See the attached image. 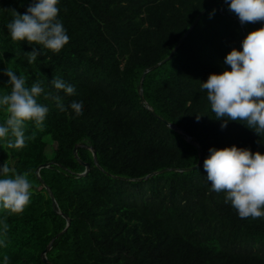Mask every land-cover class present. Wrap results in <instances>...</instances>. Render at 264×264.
Masks as SVG:
<instances>
[{"label":"trees","instance_id":"1","mask_svg":"<svg viewBox=\"0 0 264 264\" xmlns=\"http://www.w3.org/2000/svg\"><path fill=\"white\" fill-rule=\"evenodd\" d=\"M31 3L0 0V95L11 92L4 75L10 67L27 87L41 83L37 99L49 108L41 126L26 122L23 148L0 141V166L7 162L33 185L22 213L0 206V264H46L43 252L67 227L59 212L71 224L46 254L50 264H264V217L240 218L225 192L211 190L203 167L211 148L264 154V136L243 121L222 129L201 89L211 74L230 70L226 56L242 51L246 36L264 22L241 24L225 0H60L58 18L70 41L57 54L11 39L6 25ZM213 6L222 11L203 15L173 58L143 83L146 102L180 133L141 102L142 76ZM33 47L41 55L30 64L25 53ZM54 78L75 93L56 90ZM48 94L60 96L65 111ZM73 102H83L81 115ZM6 118L0 109V125ZM187 135L201 146L203 161L180 172L199 163ZM80 161L90 166L84 176ZM47 163L40 176L56 206L36 174ZM164 169L170 171L140 180Z\"/></svg>","mask_w":264,"mask_h":264},{"label":"clouds","instance_id":"2","mask_svg":"<svg viewBox=\"0 0 264 264\" xmlns=\"http://www.w3.org/2000/svg\"><path fill=\"white\" fill-rule=\"evenodd\" d=\"M59 3L60 0H32L25 14L15 11L13 20L6 25L11 39L40 45L59 54L70 41L58 18ZM225 3L241 24L264 22V0H225ZM25 54L31 64L41 55V50L33 47ZM224 62L230 70L213 73L201 84L215 119L224 121L222 129L228 121H243L264 136V27L250 32L242 42V51L234 48ZM4 75L10 78L12 89L10 94L0 95V109L7 114L5 123L0 125V141L8 148H23L26 122H35L39 127L48 115L49 108L37 99L44 88L40 82L27 87L25 79L10 67ZM51 82L56 90L67 95L75 93V87L62 79L54 78ZM44 98L55 100L60 111H65L60 96L48 94ZM83 108V102L71 104L77 116ZM209 152L203 167L211 190L225 192L226 202H231L240 218L264 217V154L236 146L211 148ZM0 177H3L0 178V206L12 213H22L33 195V185L27 175L16 174L5 162L0 166ZM4 259L6 262L8 258Z\"/></svg>","mask_w":264,"mask_h":264},{"label":"water","instance_id":"3","mask_svg":"<svg viewBox=\"0 0 264 264\" xmlns=\"http://www.w3.org/2000/svg\"><path fill=\"white\" fill-rule=\"evenodd\" d=\"M211 9H216L218 11H222V7H217V6H213V7H207L205 8L199 15L198 17L196 18V20L194 21V23L190 26V28L185 32V34L182 36V38L179 40L178 44L176 45V47L174 48V50L171 52L170 56L168 58H166L164 61H162L161 63L149 68V69H146L144 71V74L142 76V80H141V84H140V99H141V102L145 105L146 109L149 110L154 116H156V118L158 120H160L161 122H163L164 124H166L169 128H171L172 130H175L177 132H180V133H184L182 129H180L178 126L174 125V124H171L169 122H167L166 120H164L163 118H161L160 116H158L155 111L149 106V104L146 102L145 100V97H144V91H143V83H144V80L147 76L148 73L156 70L157 68H159L162 64L166 63L167 61L171 60V58H173V56L175 55V53L177 52V50L179 49V47L181 46V44L184 42V40L189 36V34L195 29V27L197 26V24L200 22L201 18L203 17V15H205L208 11H210ZM237 19H239V17H237ZM188 136V141L193 145L195 146L197 149H198V152H199V163L192 167V168H189V169H182V170H177V171H180V172H183V171H191V170H195L197 168L200 167L202 161H203V150L201 148L200 145H198L197 143H194L193 142V138L189 135ZM92 152H93V157H94V161L96 164H98L97 162V153L94 151L93 147H88ZM78 149H79V145L75 146L74 148V155L76 158H79L78 157ZM81 165H83L84 167H86V171L85 173L81 174V176H84L86 175L89 170H90V166L89 164L87 163H84L82 161H80ZM52 163H47V164H44V165H41L37 168V171H36V174L38 176V178L41 180L43 186L46 188V190L48 191V194L50 195L52 201H53V205L56 206V200H55V196L53 194V192L51 191V189L45 184L44 181H42L41 179V176H40V171L41 169L43 168H47L51 165ZM170 171V169H164L160 172H154V173H151L150 175L146 176L145 178L143 179H140V180H144V179H148L150 177H153V176H156L160 173H164V172H168ZM60 215H62L66 220H67V227L65 228L64 231H62L58 236H56L51 242L50 244L48 245V247L46 248V250L43 252L42 254V261L46 264H50V262L48 261L47 257H46V254L51 250L52 248V245H53V242L55 241V239L61 235H63L68 227L70 226L71 222L68 218V216H66L65 214H63L62 212H59Z\"/></svg>","mask_w":264,"mask_h":264}]
</instances>
